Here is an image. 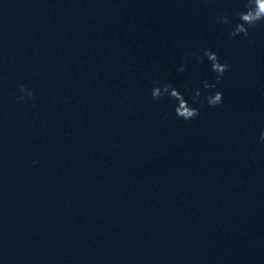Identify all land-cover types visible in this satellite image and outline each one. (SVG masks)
I'll return each mask as SVG.
<instances>
[{
    "label": "clouds",
    "instance_id": "9594fccd",
    "mask_svg": "<svg viewBox=\"0 0 264 264\" xmlns=\"http://www.w3.org/2000/svg\"><path fill=\"white\" fill-rule=\"evenodd\" d=\"M245 11L238 13L239 22L231 29L229 35L233 38L243 35L248 37L250 34V29L255 28L260 22L264 21V0H246ZM230 14L225 13L224 15L218 17V22L223 24H231ZM198 62H203L206 58L211 65V71L216 74L215 81L210 82L204 80L202 82L203 88L209 91L208 95L205 97L207 104L210 107H216L223 102V92L217 90L224 74L229 71L230 65L225 61L221 62L218 54L211 49H204L203 56L195 57ZM185 70L184 65H181L177 71L183 72ZM19 92L21 95L17 97L18 100L23 101L26 98H31L34 96V92L21 84L19 86ZM151 96L153 100H160L162 97L167 96L176 102L174 111L175 114L185 121H190L200 114V110L197 107H193L189 104L188 100L185 99L184 94L174 87L171 83H164L160 85L159 81L154 83V87L151 91ZM201 96L200 89H196L194 95L192 96L193 103L201 102L198 98ZM260 140L264 141V131L260 134Z\"/></svg>",
    "mask_w": 264,
    "mask_h": 264
}]
</instances>
